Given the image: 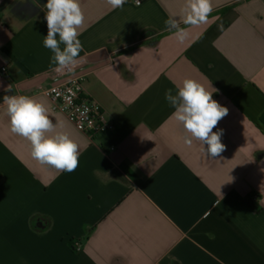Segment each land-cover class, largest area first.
<instances>
[{
	"label": "crops",
	"instance_id": "1",
	"mask_svg": "<svg viewBox=\"0 0 264 264\" xmlns=\"http://www.w3.org/2000/svg\"><path fill=\"white\" fill-rule=\"evenodd\" d=\"M46 3L0 0V93L44 104L79 165L34 160L0 102V264H264V0H210L195 26L186 0H80L84 95L115 125L92 138L39 92L67 78L50 74ZM188 78L228 109L217 157L184 143L165 100Z\"/></svg>",
	"mask_w": 264,
	"mask_h": 264
},
{
	"label": "clouds",
	"instance_id": "2",
	"mask_svg": "<svg viewBox=\"0 0 264 264\" xmlns=\"http://www.w3.org/2000/svg\"><path fill=\"white\" fill-rule=\"evenodd\" d=\"M126 2L107 0L113 9L122 8ZM44 8L48 31L43 46L52 52L51 63L56 65L57 72L71 69L83 51L78 38L79 29L85 22L80 0H47ZM211 11L210 0H186L183 23L193 26L204 23ZM165 26L173 31L179 41L185 39L186 31L176 18L167 19ZM177 89L175 95L168 89L165 100L174 108L172 116L186 133L184 143L191 146L193 140H198L204 145L208 156H219L225 150L221 142L223 130L213 129L228 114V109L214 100L213 92L206 90L197 80L184 79ZM3 103L6 105L11 132L30 143L34 160L59 172L71 173L76 170L79 165V145L67 132L56 131V125L49 119L44 104L27 95H5Z\"/></svg>",
	"mask_w": 264,
	"mask_h": 264
},
{
	"label": "built area",
	"instance_id": "3",
	"mask_svg": "<svg viewBox=\"0 0 264 264\" xmlns=\"http://www.w3.org/2000/svg\"><path fill=\"white\" fill-rule=\"evenodd\" d=\"M142 0H134L139 4ZM77 64L71 69L61 72L52 68V76H67L61 82L47 86H39V92L46 96L51 103V108L63 113L75 128L89 137L115 128L114 122L108 119L96 101L84 95L83 82L85 75L80 70L85 66L88 59L86 55H80ZM5 72V67H1Z\"/></svg>",
	"mask_w": 264,
	"mask_h": 264
},
{
	"label": "trees",
	"instance_id": "4",
	"mask_svg": "<svg viewBox=\"0 0 264 264\" xmlns=\"http://www.w3.org/2000/svg\"><path fill=\"white\" fill-rule=\"evenodd\" d=\"M40 1H42V0H40ZM12 94H13V92H12V90H10V89L7 90V91H3V92H1V93H0V102L3 101V97H4L5 95H12ZM262 118L264 119V114H263ZM247 200H248V202L251 204V206L255 208V204L253 203V201L257 200V197L249 196V197L247 198Z\"/></svg>",
	"mask_w": 264,
	"mask_h": 264
}]
</instances>
